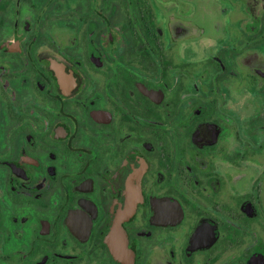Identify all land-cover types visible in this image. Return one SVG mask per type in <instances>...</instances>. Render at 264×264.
Here are the masks:
<instances>
[{
    "label": "flooded vegetation",
    "instance_id": "obj_1",
    "mask_svg": "<svg viewBox=\"0 0 264 264\" xmlns=\"http://www.w3.org/2000/svg\"><path fill=\"white\" fill-rule=\"evenodd\" d=\"M0 264H264V0H0Z\"/></svg>",
    "mask_w": 264,
    "mask_h": 264
}]
</instances>
